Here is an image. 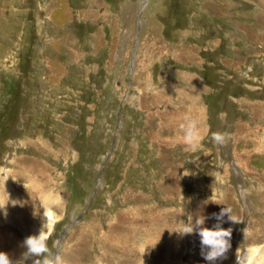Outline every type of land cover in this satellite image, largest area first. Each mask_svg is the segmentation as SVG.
Listing matches in <instances>:
<instances>
[{"label": "rangeland", "instance_id": "rangeland-1", "mask_svg": "<svg viewBox=\"0 0 264 264\" xmlns=\"http://www.w3.org/2000/svg\"><path fill=\"white\" fill-rule=\"evenodd\" d=\"M57 1L0 0V264H55L64 246L75 248L74 241L67 240L76 225L96 215V233L106 232L102 210L111 212L124 198L125 207L131 208L137 204L132 196L141 193L149 195L144 204L162 217L148 222L144 256L149 261L159 255L156 264H200L198 255L203 253V263L211 264L218 250H226L221 257L232 264L239 251L243 255L247 245L256 243L252 234L246 235L253 218L260 220L264 234V1L222 0L220 7L205 6L211 15L204 17L194 13L202 1L210 0H154L150 8L152 0H114L122 3L114 12L106 0H66L71 11L67 16H58ZM112 31L116 41L109 47ZM216 35L225 36L226 43L203 52V42ZM173 36L175 42L195 46L194 51L188 47L189 53L185 45L175 47L181 53L179 63L170 53ZM202 59L204 68L197 62ZM184 71L199 80L194 79L192 100L198 99L203 125L200 129L194 124L187 132L196 143L190 149H169L163 144L170 138L176 141L175 134L165 132L149 102L154 99L164 112L169 98L178 102L173 91L186 92L177 77ZM137 96L141 105L135 102ZM59 104L56 121L51 112ZM190 104L193 108V101ZM249 123L258 133L232 142L236 131ZM42 132L49 137L50 153L42 149L39 154L26 145L28 140L38 144ZM155 140L158 145L152 151L149 146ZM255 147L260 149L256 159ZM233 149L245 158L252 156L246 171L232 166ZM37 155L45 161L38 165L48 177L37 179L45 185L40 191L58 218L49 234L42 219L45 203L34 202L36 207L29 205L27 213L26 205H19L22 199L15 189L28 188V181L19 179V166L11 164L12 158ZM220 162L229 166L226 176ZM9 168L12 172L6 176ZM226 184L228 204L210 207L211 216H205L208 208L197 203L211 193L216 196ZM36 232L49 235L37 252ZM199 235L207 240L200 248Z\"/></svg>", "mask_w": 264, "mask_h": 264}, {"label": "bare ground", "instance_id": "bare-ground-1", "mask_svg": "<svg viewBox=\"0 0 264 264\" xmlns=\"http://www.w3.org/2000/svg\"><path fill=\"white\" fill-rule=\"evenodd\" d=\"M234 1V0H233ZM248 1V0H247ZM255 1V0H254ZM264 1V0H263ZM262 1V2H263ZM210 3V2H209ZM215 3V2H214ZM222 0H218V2H216V6H221L222 4ZM236 3V2H235ZM250 3V2H249ZM192 5V4H191ZM194 5V4H193ZM223 5V4H222ZM205 6L208 7L207 3L202 2L200 4V8L199 11H195L197 13H194V15H196L197 17L200 16H209L211 15V13L207 10V8H204ZM211 6V5H209ZM264 6V4H263ZM199 7V6H198ZM214 7V6H213ZM218 7V8H219ZM224 7V6H223ZM216 10H219V9ZM190 9V8H189ZM210 9V8H209ZM240 9V8H239ZM192 10V9H191ZM213 10V9H212ZM215 10V12H216ZM230 10V9H229ZM193 12V11H192ZM189 13V12H187ZM220 12L216 13L219 14ZM223 13V12H222ZM221 13V14H222ZM190 14V13H189ZM231 14V13H230ZM239 14V13H238ZM233 16V15H232ZM207 18V17H205ZM174 20V19H172ZM190 20V19H189ZM194 20V19H193ZM196 20V19H195ZM200 20V19H199ZM204 20V19H203ZM243 21V20H242ZM179 22V20L177 21V23ZM189 22V21H188ZM194 22V21H193ZM206 22V21H205ZM204 22V23H205ZM246 22V21H245ZM171 23V22H170ZM173 23V22H172ZM187 23V22H186ZM192 23V22H191ZM244 23V22H243ZM194 24H196L194 22ZM236 24V23H235ZM238 24V23H237ZM171 25V24H170ZM173 25V24H172ZM192 25V24H191ZM197 25V24H196ZM199 25V22H198ZM203 25V24H202ZM204 26V25H203ZM239 26V24H238ZM188 27V26H187ZM192 27V26H191ZM247 27V26H246ZM165 28V27H164ZM190 28V27H189ZM203 28V27H202ZM179 29V28H178ZM195 29V28H194ZM246 29V28H245ZM188 32V30H187ZM250 32V31H249ZM185 34V32H184ZM191 35V34H190ZM91 46V45H90ZM60 47V46H59ZM83 48V47H82ZM84 49V48H83ZM181 54V53H178ZM180 56V55H179ZM138 57V56H137ZM177 60V59H176ZM226 60V59H225ZM155 63V62H154ZM202 64V63H201ZM148 65V64H147ZM238 65V64H237ZM138 66V65H137ZM145 68L142 69V71H144ZM67 75V74H66ZM137 75V74H136ZM145 72H143V77L145 76ZM142 78V75H141ZM180 79H182L184 81L185 84V88L187 90H189L188 92H183L182 90H180L181 92H179V90L173 91V93L175 94L176 92L178 93V102H175L173 98H169L166 101V105H165V109L166 111H159L157 108L158 102L155 101L154 99H152L149 102V105L155 109V114H157L158 119L163 122L162 125H164L163 129L165 130V132L169 135H172V133L175 134V138H171L169 140H167L166 144H163V147L167 148V144H168V148H173L176 149L178 145H182V147L186 148V149H190L192 144H196L194 143V140H191V137L187 135V132L190 131L191 128H193L194 124L199 125L200 129H202V125L200 124V120L199 117L201 116V110L199 109V106H196L197 103V98L192 100L193 98H195V94H196V87L197 84L195 83V80L197 82H199V80H197L196 77L190 75L187 73V71L182 72L180 74ZM195 79V80H194ZM146 80V78H145ZM139 81L141 82V80L139 79ZM144 81V79H143ZM142 81V82H143ZM199 84V83H198ZM202 84V83H201ZM175 86V85H174ZM175 90V89H174ZM153 92V91H152ZM50 93L46 92L44 94V97H46L47 99L49 98ZM154 98L156 97L157 99V95L153 96ZM135 102L139 105H141L142 102H140L139 96L135 97ZM142 98V97H140ZM57 101L61 98H55ZM147 99H149V97H147ZM144 100V99H143ZM182 100V101H181ZM46 101V100H45ZM76 101V100H75ZM164 101V99H162V102ZM193 101L194 106L192 108L190 102ZM41 102H44V99L42 98ZM160 102V103H162ZM187 103H189V106H187ZM133 104V103H132ZM135 105V104H134ZM247 105V103H246ZM261 105V104H260ZM60 104L58 105V107H53L52 109V117L53 119H56V121H58L57 119V113L61 110L59 108ZM148 106V105H147ZM148 106V107H150ZM173 106V107H172ZM181 107L183 108L184 113H182ZM147 107V108H148ZM160 107V106H159ZM33 108V107H32ZM150 109V108H149ZM186 109V110H185ZM203 109V108H202ZM248 109V108H247ZM145 111V110H144ZM199 111V113H198ZM151 113V112H150ZM142 114V113H141ZM205 114V113H204ZM148 115V114H147ZM146 115V116H147ZM155 116V115H154ZM196 120H195V119ZM205 118V116H204ZM156 119V118H154ZM202 119V118H201ZM250 119V118H249ZM254 119V118H253ZM152 120V119H151ZM158 120V121H159ZM250 121V120H249ZM56 123V122H54ZM138 123V122H137ZM205 123V122H204ZM149 124V123H148ZM161 125V124H160ZM54 126V125H53ZM58 126V125H57ZM159 126V125H157ZM137 127V125H136ZM156 127V126H155ZM161 127V126H160ZM235 127V126H234ZM233 127V130H234ZM139 128V126H138ZM38 129V128H37ZM137 129V128H136ZM152 129V128H151ZM133 130V129H132ZM144 130V129H143ZM253 129L249 124H246L243 126L242 130H237L235 133V135L231 138L232 142L233 139H235L236 141L238 140H245L244 138L249 135L251 132L253 135L257 134L258 132L256 131H252ZM262 135L264 137V129H262ZM19 131V130H18ZM199 131V130H198ZM239 131H241V133H239ZM134 132V131H133ZM142 132V131H141ZM160 132V131H159ZM161 132L163 133V130H161ZM160 132V133H161ZM202 132V131H200ZM233 132V131H232ZM246 132V133H243ZM156 133V132H155ZM155 133L151 134L153 136H156ZM133 134V133H132ZM173 134V135H174ZM193 134V133H192ZM208 134V133H207ZM40 137H36L38 144L31 143L29 140L27 142L26 145H28L29 148L34 149V151H36L37 153H44V151L50 150L48 149V141H49V137L45 138V133L42 132L41 134H39ZM57 135V134H56ZM61 136V132L59 134ZM63 135V133H62ZM139 135V134H138ZM150 135V134H149ZM158 135V134H157ZM190 135V134H189ZM245 135V136H244ZM132 136V135H131ZM130 136V137H131ZM238 136L240 138H238ZM147 137V136H146ZM132 138V137H131ZM157 138V137H156ZM160 138V137H158ZM161 139V138H160ZM157 140V139H156ZM153 141L150 146L149 149H151L152 151L155 150L154 148L158 145V142ZM56 141V140H55ZM134 141V140H133ZM246 141V140H245ZM259 141V140H257ZM72 144V141H70ZM253 142V141H252ZM161 143V142H160ZM247 143V142H246ZM131 144V143H130ZM186 144V145H185ZM50 145V144H49ZM69 145V144H68ZM185 145V146H184ZM65 147V146H64ZM71 147V146H70ZM57 148V147H56ZM59 148V147H58ZM72 148V147H71ZM157 148V147H156ZM179 148V147H178ZM260 148L264 149V141H262ZM43 149V150H42ZM130 149V148H129ZM133 149V148H131ZM136 149V148H135ZM164 149V148H160L159 150ZM238 149V148H237ZM236 149V150H237ZM244 149V148H243ZM64 150V149H63ZM150 150V151H151ZM157 150V149H156ZM168 150V149H167ZM235 149H233V157H234V162H232V166H238L239 168H244L245 171L248 168V163L251 159V155L250 158H245L243 157L241 154L239 155L236 152ZM260 149H258L257 147H255V154L254 159L260 157L258 154V151ZM174 151V150H173ZM247 151V150H246ZM50 153V151H47ZM130 152V151H129ZM137 152V150H136ZM166 152V150H165ZM171 152V151H170ZM35 153V152H33ZM39 153V154H40ZM58 153V152H57ZM60 153V152H59ZM160 153V152H159ZM163 153V152H162ZM67 155H70L69 151H66ZM172 154V153H171ZM174 154V153H173ZM34 155V154H33ZM128 157L129 154H127ZM151 155V154H150ZM53 156V154H52ZM51 156V157H52ZM33 157V156H32ZM28 158V159H24L22 157H18L15 159H11V164L16 163L19 166V171H16L15 174L16 176L18 175L19 179H23L25 181H28V188H25V186H20L19 188L17 187L15 190L17 192V194H19V196H21V202L19 205L25 206V212L27 213V209L28 206L33 205V207L35 208L37 203L40 204V202L45 203L44 208L42 209V219L44 224L46 225L48 231L47 233L49 234L53 227L55 226V224L58 221L57 215L55 213V211L52 209L51 205H50V200L46 199V197L44 196V193H42L40 190L41 188L43 189V187L45 185L40 184V182L37 179H41V180H45L48 181V177L46 172H44V170L42 168L39 167L38 163L40 162L43 166V159L42 158H38L39 156H35L34 158ZM155 157V156H154ZM161 155L157 153L156 155V159H160ZM175 157V156H174ZM154 159V158H153ZM203 159H208V158H203ZM135 160V159H134ZM173 160V159H172ZM124 161V160H123ZM133 161V160H132ZM254 161V160H253ZM149 162V161H148ZM205 162H208L205 160ZM145 163V162H144ZM129 164V162H128ZM174 164V163H173ZM220 164L222 165V169L223 171L225 170V176L227 175V172L229 170V166L226 164H224L223 162H220ZM143 165V163H142ZM170 166H173L172 164H169ZM137 166V164H136ZM167 166L168 169L170 171H172L174 169L173 167ZM231 166V167H232ZM48 167V166H45ZM127 167V166H126ZM181 167V166H180ZM49 168V167H48ZM143 168V166H142ZM126 169V168H125ZM144 169V168H143ZM158 169V168H157ZM130 170V169H129ZM137 170V169H136ZM145 171V170H143ZM12 169L9 168L6 172V176L7 174L11 173ZM153 172V171H152ZM216 172V171H215ZM49 173V172H48ZM263 173V172H262ZM138 174V173H137ZM145 174V173H144ZM157 174V172H156ZM255 174V173H254ZM36 176V177H35ZM106 176V175H105ZM155 176V175H153ZM223 176V175H222ZM225 176H223L224 182L227 183V181H225ZM153 178V177H152ZM255 178V177H254ZM264 178V176H263ZM221 179V178H219ZM107 180V179H106ZM253 180V179H252ZM107 182V181H106ZM134 182V181H133ZM222 182V180H221ZM223 182V183H224ZM229 182V181H228ZM47 183V182H46ZM259 183V182H258ZM257 183V184H258ZM262 185H264V182H261ZM136 184V183H135ZM260 185V184H259ZM157 187V186H156ZM260 189L263 188V186H259ZM8 188V187H7ZM9 190V189H8ZM127 190V189H125ZM228 185L226 184L223 188H221L219 190V193H217V195L215 196L213 193L210 194V196L206 199V201H203L201 203H197L198 206L201 205L204 208H208V211L206 212L207 215L200 213L201 215H205V216H211L209 213H211L212 211H210V207H215V206H219L222 204H226L227 200L225 199V197L228 194ZM258 190V189H256ZM47 191V190H46ZM214 192H218L217 189L213 190ZM212 191V192H213ZM248 191L250 193L251 190ZM263 191V190H262ZM262 191H258L262 193ZM256 191V194H258ZM16 194V195H17ZM21 194V195H20ZM264 195V192L262 193ZM197 195V194H196ZM9 196V195H8ZM148 197L149 195H146L145 193H141L140 196H132L131 201L136 202L137 204H133V206L131 208H126L125 204L127 203V199L124 198V200L120 203L121 206L119 205V207H116V205H114V208L111 212H106V210H102V216H104V219L106 220V223L108 225L106 232H101V233H96V229L98 227V217H92L90 216L89 220L87 221H83L81 223V225H76L77 228H75L74 230H72L70 232V236L67 240V243L69 244L72 241H74V244L76 245L75 248H71L69 249V245H66V247L64 246V249L62 250V255L59 257L58 261L55 264H156V262L161 258V256H157V257H153L155 260L151 259L153 261V263L148 260V257H145V252H144V248L147 245L148 242V238H149V228H148V222L152 221V222H156L160 219H162V217L160 216H156L154 214V208L151 207V205L146 206V200L148 201ZM38 198V199H37ZM15 199H17L16 197H13L11 201H13L12 203L14 204ZM20 199V198H19ZM38 200V201H37ZM155 200V199H154ZM34 202H37L36 204ZM115 203V202H114ZM11 204V203H10ZM228 204V203H227ZM15 205V204H14ZM208 205V206H207ZM10 206V205H9ZM40 206V205H39ZM30 207V208H31ZM18 208V207H17ZM29 208V209H30ZM27 210V211H26ZM195 210V209H194ZM201 211V209H199ZM101 211V209H100ZM197 213V210H195ZM99 212V211H98ZM205 212V211H204ZM3 213V212H1ZM38 213V212H37ZM93 213V212H92ZM153 213V214H152ZM5 214V213H4ZM226 215V214H225ZM227 216H223L222 218L225 219ZM103 223H101L99 225V227L101 228L103 226ZM261 223L260 220H253L250 222L247 231H246V235L249 236L250 234H252L253 237V242H256L254 244V246L252 245H247L246 250L244 252L243 255H241L240 251L238 252V255L235 256L232 264H264V245H259L261 243L264 242V234L261 235ZM200 230V229H198ZM201 230L204 231L203 233L206 232V228H204L203 226L201 227ZM197 232V231H196ZM199 232V231H198ZM42 233V232H41ZM40 232H36L35 236H34V241L33 244L35 246V250L37 252V250H39V247L41 246V244L45 241V239L47 238L48 234H44L42 235ZM199 234V233H198ZM205 235V234H204ZM204 235L202 236H198L199 238V243L198 241L196 242V245L200 247H203L202 244L204 245V243L207 242V240H205ZM49 236V235H48ZM263 236V238H262ZM190 238V237H189ZM208 238V236H207ZM188 239V238H187ZM197 239V238H196ZM263 241V242H262ZM190 242V241H189ZM11 243V242H10ZM71 246H73L71 244ZM226 253V250H218V252H216V254L218 255V257L215 259L214 263L211 264H227L228 263V258L223 259L221 256L222 254ZM203 253H199V257L202 259V261L204 262V258H203ZM28 256H26L24 258L27 259ZM191 259V258H190ZM238 260V261H236ZM189 261H193V260H189ZM201 261V262H202ZM200 263V264H204V263ZM168 263V262H166ZM171 264H173L171 262Z\"/></svg>", "mask_w": 264, "mask_h": 264}, {"label": "crops", "instance_id": "crops-1", "mask_svg": "<svg viewBox=\"0 0 264 264\" xmlns=\"http://www.w3.org/2000/svg\"><path fill=\"white\" fill-rule=\"evenodd\" d=\"M123 1H125V0H123ZM211 2L209 3V2H207V4H208V6L209 5H215L216 4V1L215 0H210ZM106 2H107V5H108V8H110L111 9V11H117V9H118V7L120 8L121 7V5H122V3L121 2H118V3H120V4H115V2H114V0H106ZM154 0H152L151 2H150V4L148 3V7L150 8V6H152V5H155L154 3ZM203 2V1H202ZM201 2V3H202ZM212 2H215V3H212ZM80 3H82V0H80ZM223 5H224V2L222 3ZM96 5H97V1H96ZM211 6H209V7H211ZM145 7V6H144ZM148 8V9H149ZM57 10H58V16H60V15H65V16H67V14H71V11H67V3H66V0H60L59 2L57 1V8H56ZM66 19V18H65ZM115 19V18H114ZM113 19V20H114ZM111 20V19H110ZM65 24H67V22H66V20H65V22H64ZM186 29V28H185ZM180 30V29H179ZM125 32V31H124ZM178 32L179 31H177V34H178ZM225 32H226V29H225ZM112 33V35H110V36H108V44H107V46H111L112 44H114L115 45V41H116V38H115V31H112L111 32ZM177 36V35H176ZM176 36L174 37H172L171 39V41L172 42H174V43H176V44H172L171 46H174V47H170V53H171V56L173 57L174 55L176 56L175 58H174V60L176 61V62H178L179 63V61H181V57L179 56V54H178V51H177V48H175L177 45H181V46H183V45H185L187 48L189 47V46H193L194 44H186L185 42H181L180 41V39L179 40H177V42H175V39L174 38H176ZM180 36V35H179ZM215 37V39L213 40V39H211V40H206L207 42H203L204 43V45H202L201 46V50L204 52V48L206 49V50H209V51H213V50H215L216 49V47H219V46H221V45H224L225 43H226V40L224 39V37L225 36H218V35H216V36H214ZM179 38V37H178ZM153 40L154 39H151V44H153L154 42H153ZM145 41V40H144ZM161 46H162V44H161ZM194 47L195 46H193V50L192 51H194ZM189 51H190V49L188 48V50H187V53H189ZM174 54V55H173ZM203 58H204V56H203ZM176 59H178V60H176ZM180 59V60H179ZM112 61H114L113 59H112ZM197 62L199 63V64H201L202 62H203V65H202V68H204V64H205V62H206V60L205 59H202V60H197ZM185 72V71H184ZM178 74V76L177 77H180V73L178 72L177 73ZM191 75V74H190ZM184 87H185V84H184ZM189 90H186V92H188Z\"/></svg>", "mask_w": 264, "mask_h": 264}]
</instances>
